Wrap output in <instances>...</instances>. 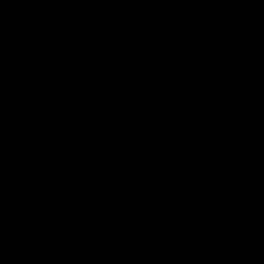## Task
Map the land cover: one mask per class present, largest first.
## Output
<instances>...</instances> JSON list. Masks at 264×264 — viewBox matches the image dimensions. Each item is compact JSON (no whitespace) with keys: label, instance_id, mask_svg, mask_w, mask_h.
<instances>
[{"label":"water","instance_id":"95a60500","mask_svg":"<svg viewBox=\"0 0 264 264\" xmlns=\"http://www.w3.org/2000/svg\"><path fill=\"white\" fill-rule=\"evenodd\" d=\"M0 264H264V0H0Z\"/></svg>","mask_w":264,"mask_h":264}]
</instances>
